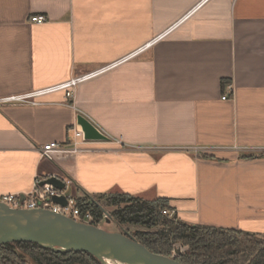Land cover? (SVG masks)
Listing matches in <instances>:
<instances>
[{"label": "crops", "instance_id": "0c3cea01", "mask_svg": "<svg viewBox=\"0 0 264 264\" xmlns=\"http://www.w3.org/2000/svg\"><path fill=\"white\" fill-rule=\"evenodd\" d=\"M89 73L74 107L64 89L0 104V194L56 175L74 198L165 197L264 233V0H0V99ZM79 114L110 139L42 160Z\"/></svg>", "mask_w": 264, "mask_h": 264}, {"label": "trees", "instance_id": "16d2710c", "mask_svg": "<svg viewBox=\"0 0 264 264\" xmlns=\"http://www.w3.org/2000/svg\"><path fill=\"white\" fill-rule=\"evenodd\" d=\"M253 155L246 156L252 158ZM83 213L91 211L95 225L102 221L104 208L98 200L75 198ZM114 209L109 217L119 224L144 229L133 236L150 251L171 257L176 244L187 251L176 257L184 264H264V234L240 229H225L204 224H191L180 219L165 197L148 200L126 193L101 195ZM0 264H104L95 255L83 251H59L33 242L0 245Z\"/></svg>", "mask_w": 264, "mask_h": 264}, {"label": "water", "instance_id": "95a60500", "mask_svg": "<svg viewBox=\"0 0 264 264\" xmlns=\"http://www.w3.org/2000/svg\"><path fill=\"white\" fill-rule=\"evenodd\" d=\"M77 123L88 141L110 139L82 114L77 116ZM44 184H51L59 190L66 188L57 176L43 180L41 185ZM52 200L67 205L65 195L53 196ZM15 242H33L59 251L88 252L104 264H184L176 257L150 251L129 234L107 231L48 209H15L0 202V245Z\"/></svg>", "mask_w": 264, "mask_h": 264}, {"label": "built area", "instance_id": "2783aa9c", "mask_svg": "<svg viewBox=\"0 0 264 264\" xmlns=\"http://www.w3.org/2000/svg\"><path fill=\"white\" fill-rule=\"evenodd\" d=\"M30 21L34 23H44L47 21L45 15H34L30 17ZM89 74L71 78L69 81L55 85L54 87L41 89L38 91L28 92L19 95H12L0 99V104L2 103H27V104H36L35 98L46 93L48 91L64 89L65 96L70 102L68 105L75 106V96H76V87L78 83L86 78ZM229 90L222 96V99H226L228 94L231 92V86L228 87ZM73 132V139L70 143H60V142H50L43 145L40 148V158L45 161H54L58 156H67L71 154H77L82 151L81 143L87 142L88 140L84 137V132L78 123L71 129ZM120 142V141H119ZM56 176V175H51ZM48 176V177H51ZM46 178H38L34 184L33 190L28 194H19V193H4L0 194V202L8 205L11 208L15 209H48L55 213L63 214L65 216L71 217L72 219L83 222L86 224L95 225V219L91 211L83 213L78 207L76 199L69 195H66L65 189L59 190L51 184L41 185V182ZM58 177V176H57ZM60 178V177H58ZM66 185V187L71 183L68 178H60ZM56 195H65L67 197V205L62 206L60 204L54 203L52 200L53 196ZM24 196L22 200L21 197ZM168 214L171 216V213L168 211ZM108 217L106 213L103 214V218Z\"/></svg>", "mask_w": 264, "mask_h": 264}, {"label": "rangeland", "instance_id": "374dc122", "mask_svg": "<svg viewBox=\"0 0 264 264\" xmlns=\"http://www.w3.org/2000/svg\"><path fill=\"white\" fill-rule=\"evenodd\" d=\"M95 200H98L100 205L104 208L105 213L108 215V217H104L102 218V221L99 223L98 226L104 228L107 231H112V232H128L130 234H132L134 231L139 230V229H144L140 226H136V225H131V224H119L117 223L114 219L109 217V213L114 209L111 206H107L105 199H100V196L95 197ZM171 213V216L174 215V213L176 212L174 211H169ZM170 216V215H169ZM170 216V217H171ZM264 234V233H263ZM187 247L182 246L180 244H176L174 246V249L171 252V256L172 257H179V255L181 253H184L185 251H187ZM116 264V263H115Z\"/></svg>", "mask_w": 264, "mask_h": 264}, {"label": "bare ground", "instance_id": "6f19581e", "mask_svg": "<svg viewBox=\"0 0 264 264\" xmlns=\"http://www.w3.org/2000/svg\"><path fill=\"white\" fill-rule=\"evenodd\" d=\"M110 264H115V263H113V262H110Z\"/></svg>", "mask_w": 264, "mask_h": 264}]
</instances>
